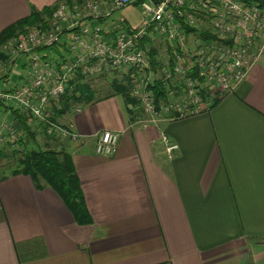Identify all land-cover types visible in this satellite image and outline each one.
<instances>
[{
	"label": "crops",
	"instance_id": "crops-1",
	"mask_svg": "<svg viewBox=\"0 0 264 264\" xmlns=\"http://www.w3.org/2000/svg\"><path fill=\"white\" fill-rule=\"evenodd\" d=\"M75 1L0 0V34L33 11ZM129 9L137 8L121 14ZM67 36L42 54L68 60ZM7 70L1 90L18 83L23 59ZM216 102L146 124L140 106L122 95L95 97L56 122L82 136L79 145L29 124L39 148L71 155L91 223L78 224L61 197L30 176H3L0 264H264V54ZM0 116V131L14 124L20 134L11 108ZM106 131L119 134V143L113 155L100 156L96 142ZM164 136L178 146L171 157Z\"/></svg>",
	"mask_w": 264,
	"mask_h": 264
},
{
	"label": "built area",
	"instance_id": "built-area-1",
	"mask_svg": "<svg viewBox=\"0 0 264 264\" xmlns=\"http://www.w3.org/2000/svg\"><path fill=\"white\" fill-rule=\"evenodd\" d=\"M127 7L141 12V25H128L121 16L116 17ZM186 29H204L210 38L189 36ZM64 34L68 35L70 58L55 62L44 56V50L60 46ZM192 38L196 44L190 46ZM159 40L168 44L172 63L157 80L168 90L167 98L157 105L150 90L156 81L150 52ZM1 51L10 64L22 58L24 71L16 85L0 91V101L7 108L23 110L31 118L29 124L44 125L46 135L79 145L84 138L53 121L50 111L80 72L86 76L110 70L128 76L134 83L130 95L139 101L146 124L209 110L216 102L201 97L200 82L219 93L218 101L237 89L264 54V0L66 2L55 9L46 28H28L6 41ZM0 71L9 74L2 64ZM163 142L171 157L178 146L167 136ZM118 143L119 134L103 132L96 142V154L111 156Z\"/></svg>",
	"mask_w": 264,
	"mask_h": 264
},
{
	"label": "trees",
	"instance_id": "trees-1",
	"mask_svg": "<svg viewBox=\"0 0 264 264\" xmlns=\"http://www.w3.org/2000/svg\"><path fill=\"white\" fill-rule=\"evenodd\" d=\"M58 6L47 8L43 12L33 11L32 14L18 22L17 24L5 29L0 34V62L6 59V56L2 53V45L9 39L17 36L23 32L27 27L38 26L46 28L47 19L55 11ZM40 25V26H39ZM187 34L197 35L200 33V37L204 39L210 38V35L205 30H190L186 29ZM19 32V33H18ZM18 33V34H17ZM140 43L141 47H144V43ZM158 55L156 47L152 46L150 52L152 68L156 71L160 68V62L156 59ZM81 74L76 80L68 85L66 93L62 96L59 103L53 107L52 120L57 122L65 114L75 109V106H80L81 103H89L95 98V92L92 90L88 83L83 82ZM124 82H113L112 93L107 97L115 94L122 95L127 104L138 106V102L135 99L130 98L129 94V78L124 75ZM127 77V78H126ZM80 80V81H79ZM150 90H153L156 94V102H160L166 99V89L161 81H155L151 85ZM207 97V96H205ZM217 103V102H216ZM83 104V105H84ZM77 108V107H76ZM7 106L0 101V112H4ZM13 115L20 125L21 132L27 137H33L35 139L36 132L29 126L30 116L25 113H20L18 110L13 109ZM44 127V125L41 124ZM18 130L19 127H17ZM21 136L19 143L25 144V140ZM4 156V152L0 151V157ZM23 174L30 176L35 185L38 188L49 187L53 189L64 201L65 205L72 213L75 221L80 225H87L91 223V217L87 211L85 197L80 185L79 178L73 165L71 155L62 149L61 151L55 150L50 147L46 148H32L24 150L22 157L18 159L17 167L11 172V175Z\"/></svg>",
	"mask_w": 264,
	"mask_h": 264
},
{
	"label": "rangeland",
	"instance_id": "rangeland-1",
	"mask_svg": "<svg viewBox=\"0 0 264 264\" xmlns=\"http://www.w3.org/2000/svg\"><path fill=\"white\" fill-rule=\"evenodd\" d=\"M52 14H51V16H52ZM117 16H124L133 25H136V26H139L143 23V16L142 17L140 16V11L138 9H132L123 15L121 14V12H119L116 14V17ZM50 17H48L46 19L48 20ZM35 27H38V26L27 27L23 32H26L28 28H29V30H32ZM23 32H21V33H23ZM154 44H155L154 47H156L157 52H158L156 59L158 60V62H160V68H157V70L154 71L155 75L153 76V79L154 80L156 79V81H157V80H159L158 78H160V77L162 78L163 70L170 68V64L172 63V62H170L172 60V56H171V53L168 49L169 48L168 44L166 42H164V40H159V41H157V43H154ZM3 61H6V62H0V64H2V66H7V68L8 67L9 68L15 67V63L17 62V61L16 62L14 61L12 63V65L10 66L8 58L4 59ZM120 75L121 74L119 72H117V71H111L110 72V70L104 71L102 74L100 72H98V73H95L94 75H90V74L86 75L88 77V79L85 82L88 83L89 86H91L92 90L95 92V97H102V96H107L110 93H112L113 84H114L113 82L119 81V82H124L125 84L127 83L124 81L125 77L120 76ZM2 76H3V74H1V71H0V81L2 80L1 79ZM5 76H8V78H9V75H5ZM127 79H129V82H130V85H129V94H130L131 91L133 90L134 83L130 80V78H127ZM154 83H152V84H154ZM14 85L15 84H13V85L9 84V88H11V86L13 87ZM199 85H200L199 87L201 90V97L207 98V100H211L212 102L217 101V99L219 97V93H217L216 90L211 89L213 87H211V86L208 87L204 82H200ZM165 89H166V87H165ZM6 90L7 89H5V90L0 89V91H3V92H6ZM151 92L153 95V102L155 104L159 105L160 102L159 103L156 102L155 92L153 90H151ZM166 95H168L167 89H166ZM205 96H207V97H205ZM130 98L134 99L131 97V95H130ZM166 98H167V96H166ZM137 102H138V106H139V101H137ZM83 104H84V102L81 103L80 106H83ZM76 107H79V105L75 106L74 108H76ZM13 109H16V108L14 107ZM16 110H18L21 114L24 113V111L21 109L17 108ZM140 110H142V109H140ZM31 123H32V121H31ZM33 127H34V124L32 123V128ZM9 132H14L15 135H12V136L8 135ZM15 132H17V130L15 129L14 124L4 125V127L0 131V151L4 152V156L0 157V178L3 176L10 175L11 172H13V170L17 167L18 159H20L22 157L24 150L32 149V148H39V146H37L36 144L33 143V138L25 136L22 132H19L20 134H16ZM14 136H16V137H14ZM21 136H24L23 138L25 140V144L19 143ZM13 137L15 139H13ZM5 138H7L8 140ZM40 148L43 149L44 146L42 145V146H40Z\"/></svg>",
	"mask_w": 264,
	"mask_h": 264
}]
</instances>
